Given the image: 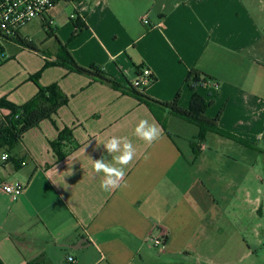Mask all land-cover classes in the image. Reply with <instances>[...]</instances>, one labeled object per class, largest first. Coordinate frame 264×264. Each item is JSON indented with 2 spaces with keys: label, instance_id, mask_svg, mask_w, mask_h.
<instances>
[{
  "label": "crops",
  "instance_id": "1",
  "mask_svg": "<svg viewBox=\"0 0 264 264\" xmlns=\"http://www.w3.org/2000/svg\"><path fill=\"white\" fill-rule=\"evenodd\" d=\"M64 3L73 11L57 27ZM41 19L80 65H100L123 87L149 68L156 76L149 97L168 102L181 91L179 104L188 108L197 91L213 102L210 117L224 108L221 128L264 149V0H58ZM9 47L25 52L8 41L7 55ZM37 57L28 66L10 56L0 69L15 63L12 82L25 80L44 67L45 58ZM192 70L214 78L207 89L190 88ZM39 83H57L68 103L53 120L0 148V264H71L69 255L75 264H197V233L210 219L201 206L227 200L223 190L233 188L239 173L231 159L234 141L208 133L195 151L197 125L163 111L165 130L144 102L61 66L45 69ZM37 92L30 79L0 88V98L22 105ZM141 119L162 130L151 146L134 134ZM67 127L73 137L59 161L51 143ZM113 135L127 137L137 156L121 182L127 187L106 192L93 163L104 156L115 164L117 154L102 145ZM15 181L25 189L13 199L3 184ZM154 238L165 239L163 248Z\"/></svg>",
  "mask_w": 264,
  "mask_h": 264
},
{
  "label": "rangeland",
  "instance_id": "2",
  "mask_svg": "<svg viewBox=\"0 0 264 264\" xmlns=\"http://www.w3.org/2000/svg\"><path fill=\"white\" fill-rule=\"evenodd\" d=\"M60 9L62 15L58 18L60 22L55 24L57 27L62 26L61 20L72 14L73 6L64 3ZM21 33L45 51L55 53L59 49L56 38L44 28L41 17L26 24ZM9 48L7 58L11 56L14 62L34 66L38 60V54L27 49L21 54V51L13 52V48ZM9 66L0 69V88L22 86L30 80L29 77L25 80L17 78L18 74L12 82L10 75L17 73L20 67L15 63ZM232 144L231 159L239 173H234L233 188L223 190L227 192V200L201 206V213H207L210 219L205 220L206 226L197 233V264H264V152L251 150L236 142ZM260 145L264 147V141ZM208 223L212 225L209 236Z\"/></svg>",
  "mask_w": 264,
  "mask_h": 264
},
{
  "label": "trees",
  "instance_id": "3",
  "mask_svg": "<svg viewBox=\"0 0 264 264\" xmlns=\"http://www.w3.org/2000/svg\"><path fill=\"white\" fill-rule=\"evenodd\" d=\"M70 1L76 2L80 0ZM75 24L80 26L81 21L77 19ZM44 28L47 32L50 31L52 36L54 35L56 37L59 44V49L56 54L43 50L34 40L23 37L20 33L12 40L25 49L41 54L45 58L46 63L41 70L30 76V79L38 86V92L31 100L22 105H18L9 101L5 97L0 98V110H9V114L0 118V148L4 145H14L19 142L26 132L34 127H37L42 121L46 119L53 120L54 115L58 113L59 109L68 103V97L62 92L57 83H53L48 86H42L39 83L40 77L45 69L57 65L64 67L71 72L85 75L93 80L100 81L112 88L119 90L122 89L124 93L130 94L144 102L159 119L165 130L167 129V125L164 119L159 116L160 111H167L180 119L197 125L199 127V133L196 137V141L192 143L195 151L198 148L196 144H201L205 141L208 133H215L251 150L264 152V149L253 141L221 128L219 120L224 108L220 110L219 114L215 118L210 117L208 115V110L213 102H208L207 99L199 92H194L188 108H183L179 104L181 91L177 93L174 100L168 102H161L151 98L146 94V90L149 86L156 82V76L154 74L150 75V84L147 86L142 85L140 83V79L144 68H141L137 74L136 80L139 82L138 85L131 83L128 86L123 87L122 84L118 83L115 79L109 76L105 69L100 65L93 64L89 67L80 65L67 46L59 40L56 34H54L56 30L47 19L44 21ZM52 57H54V59L50 60ZM213 79L214 78L210 75L200 70H192L189 73L187 82L192 90H195L197 87L207 89ZM72 137V131L67 127L60 132L57 140L51 143L59 161L63 160L68 155L63 152V148L66 147V144L72 141Z\"/></svg>",
  "mask_w": 264,
  "mask_h": 264
},
{
  "label": "built area",
  "instance_id": "4",
  "mask_svg": "<svg viewBox=\"0 0 264 264\" xmlns=\"http://www.w3.org/2000/svg\"><path fill=\"white\" fill-rule=\"evenodd\" d=\"M57 1L58 0H0V61H5L7 58L5 51L6 42L12 41L16 35L19 34L20 30L33 19L46 16ZM160 26L165 28L164 23H161ZM152 74L153 72L149 68H144L142 70L140 83L144 86L149 85V76ZM133 84L138 85L139 82L135 80ZM7 114L9 113H4L0 110V118ZM201 147H203V144H201ZM2 159H9V154L5 153ZM24 189V185L20 181L3 184V190L13 199L22 194ZM153 245L157 248H163L165 239L154 238ZM68 261L71 264L76 263V259L72 255L68 256Z\"/></svg>",
  "mask_w": 264,
  "mask_h": 264
},
{
  "label": "clouds",
  "instance_id": "5",
  "mask_svg": "<svg viewBox=\"0 0 264 264\" xmlns=\"http://www.w3.org/2000/svg\"><path fill=\"white\" fill-rule=\"evenodd\" d=\"M134 134L151 146L161 138L162 130L156 123L150 122L148 119H141L135 127ZM102 145L109 155L114 153L117 155L113 157L115 164L108 163L104 156L94 160V172L96 174L103 173L104 177L100 185L101 189L110 192L121 187H127L126 182L123 185L121 182L126 175V169L137 156L136 148L127 137L115 135ZM145 158H148L147 155Z\"/></svg>",
  "mask_w": 264,
  "mask_h": 264
},
{
  "label": "water",
  "instance_id": "6",
  "mask_svg": "<svg viewBox=\"0 0 264 264\" xmlns=\"http://www.w3.org/2000/svg\"><path fill=\"white\" fill-rule=\"evenodd\" d=\"M83 243V242H82ZM81 246H83V245H81ZM73 248H76V247H73Z\"/></svg>",
  "mask_w": 264,
  "mask_h": 264
}]
</instances>
